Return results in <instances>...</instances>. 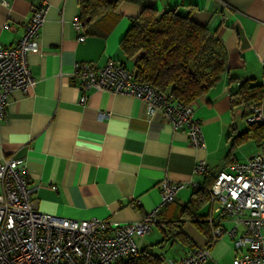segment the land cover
<instances>
[{"label":"crops","instance_id":"0c3cea01","mask_svg":"<svg viewBox=\"0 0 264 264\" xmlns=\"http://www.w3.org/2000/svg\"><path fill=\"white\" fill-rule=\"evenodd\" d=\"M41 1H46V11L39 48L27 56L34 83L26 91H11L0 109V158L25 160L29 185L36 187V208L117 224L139 220L153 209L160 202L158 183L164 177L185 182L175 200L161 209L150 232L138 239L139 250H150L163 257L160 264H169L187 250L204 246L209 255L202 264H233L236 251L228 233L209 243V236L192 220L179 222L178 230L171 227L208 176L194 173L198 159L216 172L229 162L245 161L261 144L262 139L237 138L249 123L241 106H231L230 93L245 78L264 85V0H121L107 12L117 20L105 36L88 31L93 24L105 29V20L88 25L82 20L80 30L74 27L79 0H8L7 6L0 4L3 45L18 41L32 7ZM145 5L189 12L192 20L214 30L225 47L219 81L193 101L204 147L192 146L186 131L172 129L161 118L148 121L143 104L131 95L90 89L86 102H79L81 90L69 75L77 61L103 66L112 58L135 68L137 57L127 58L119 43ZM80 33L85 35L82 41L77 39ZM260 108L264 113V100ZM198 213L210 224L234 226L231 217L212 210L210 197ZM243 228L242 223L236 225L237 235Z\"/></svg>","mask_w":264,"mask_h":264},{"label":"built area","instance_id":"2783aa9c","mask_svg":"<svg viewBox=\"0 0 264 264\" xmlns=\"http://www.w3.org/2000/svg\"><path fill=\"white\" fill-rule=\"evenodd\" d=\"M0 4L7 6L9 2L0 0ZM45 11L46 1L34 5L18 41L13 45L0 42V109L11 91H26L34 83L27 56L39 48V28ZM73 24L80 30V16L75 17ZM77 39L82 41L85 35L80 33ZM136 73V68L128 69L110 58L103 66L77 61L69 75L81 90L79 102H86L90 89L131 95L143 104L148 121L161 118L172 129L186 131L192 146L204 147L201 123L193 115V102L185 103L170 92L158 91L149 83L137 80ZM245 121L264 122L260 106H251ZM193 171L214 177L208 187L212 210L231 217L234 222L230 229L220 225L213 227L209 243L228 233L236 251L233 264L264 263V140L245 161L230 162L213 172L203 159H198ZM190 184L197 186L194 181ZM186 185L166 177L161 179L158 183L160 202L139 220L116 224L110 219L95 217L75 219L39 211L32 199L36 187L29 185L25 160L2 157L0 264H111L136 255L138 239L150 232L161 209L173 202L179 189ZM239 223L244 228L237 235ZM208 255V247H194L178 261L169 260V264H202Z\"/></svg>","mask_w":264,"mask_h":264},{"label":"trees","instance_id":"16d2710c","mask_svg":"<svg viewBox=\"0 0 264 264\" xmlns=\"http://www.w3.org/2000/svg\"><path fill=\"white\" fill-rule=\"evenodd\" d=\"M120 1L79 0V16L81 20H87V25L96 19L105 20V29L93 24L88 29L89 33L105 36L109 32L117 16H108L107 12ZM119 46L127 58L137 57V80L149 83L160 92H170L185 103L193 102L217 84L227 59L225 47L215 31L207 24L195 22L189 12H181L179 7L158 10L150 5L143 6L121 38ZM262 100L264 85L252 78L242 79L237 89L230 93L231 106H241L244 117L251 106H260ZM237 138L241 139L239 141L247 138L264 140V123H249L247 130ZM213 178L206 176L203 186L193 191L192 198L180 209L181 219L173 221L171 230H178L179 222L189 219L211 240V230L216 224L203 220L204 216L198 210L210 197L208 187ZM160 261V256L142 249L136 255L111 264H160Z\"/></svg>","mask_w":264,"mask_h":264},{"label":"rangeland","instance_id":"374dc122","mask_svg":"<svg viewBox=\"0 0 264 264\" xmlns=\"http://www.w3.org/2000/svg\"><path fill=\"white\" fill-rule=\"evenodd\" d=\"M257 150H258V149H257ZM257 150H256V151H257ZM256 151H255V152H256ZM255 152H254V153H255ZM240 154L243 155V151H241Z\"/></svg>","mask_w":264,"mask_h":264}]
</instances>
